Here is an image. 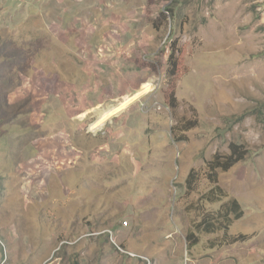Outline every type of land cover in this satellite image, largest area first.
I'll list each match as a JSON object with an SVG mask.
<instances>
[{
	"label": "rangeland",
	"instance_id": "rangeland-1",
	"mask_svg": "<svg viewBox=\"0 0 264 264\" xmlns=\"http://www.w3.org/2000/svg\"><path fill=\"white\" fill-rule=\"evenodd\" d=\"M231 142L243 215L188 247L187 175ZM0 244V264H264V0H0Z\"/></svg>",
	"mask_w": 264,
	"mask_h": 264
},
{
	"label": "trees",
	"instance_id": "trees-1",
	"mask_svg": "<svg viewBox=\"0 0 264 264\" xmlns=\"http://www.w3.org/2000/svg\"><path fill=\"white\" fill-rule=\"evenodd\" d=\"M250 153L251 149L245 144L231 142L228 152H216L204 167L190 169L185 186L188 192L185 198L192 214L190 229L186 231L188 247L199 243L200 233L227 232L233 219L243 215L237 199L225 200L228 195L219 183V175L247 158ZM191 193L194 196L191 197Z\"/></svg>",
	"mask_w": 264,
	"mask_h": 264
},
{
	"label": "bare ground",
	"instance_id": "bare-ground-1",
	"mask_svg": "<svg viewBox=\"0 0 264 264\" xmlns=\"http://www.w3.org/2000/svg\"><path fill=\"white\" fill-rule=\"evenodd\" d=\"M146 87L148 86V85H145Z\"/></svg>",
	"mask_w": 264,
	"mask_h": 264
},
{
	"label": "built area",
	"instance_id": "built-area-1",
	"mask_svg": "<svg viewBox=\"0 0 264 264\" xmlns=\"http://www.w3.org/2000/svg\"><path fill=\"white\" fill-rule=\"evenodd\" d=\"M125 224H126V221H125Z\"/></svg>",
	"mask_w": 264,
	"mask_h": 264
}]
</instances>
